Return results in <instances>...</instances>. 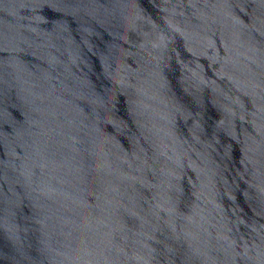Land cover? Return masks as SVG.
<instances>
[{
  "label": "water",
  "instance_id": "water-1",
  "mask_svg": "<svg viewBox=\"0 0 264 264\" xmlns=\"http://www.w3.org/2000/svg\"><path fill=\"white\" fill-rule=\"evenodd\" d=\"M0 264H264V0H0Z\"/></svg>",
  "mask_w": 264,
  "mask_h": 264
}]
</instances>
